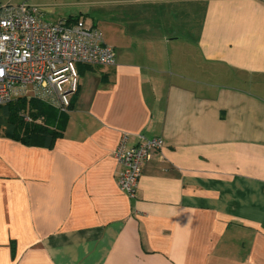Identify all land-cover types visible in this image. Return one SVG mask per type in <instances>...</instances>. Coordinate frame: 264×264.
Masks as SVG:
<instances>
[{
    "label": "crops",
    "instance_id": "0c3cea01",
    "mask_svg": "<svg viewBox=\"0 0 264 264\" xmlns=\"http://www.w3.org/2000/svg\"><path fill=\"white\" fill-rule=\"evenodd\" d=\"M69 17L114 63L77 66L50 147L0 124V264H264V0H85ZM123 135L162 140L133 198Z\"/></svg>",
    "mask_w": 264,
    "mask_h": 264
},
{
    "label": "built area",
    "instance_id": "2783aa9c",
    "mask_svg": "<svg viewBox=\"0 0 264 264\" xmlns=\"http://www.w3.org/2000/svg\"><path fill=\"white\" fill-rule=\"evenodd\" d=\"M114 56L100 31L80 19L49 22L36 7H0V106L33 99L65 112L78 87L77 66H110ZM126 142L123 135L113 153L120 166L116 184L133 198L142 166L162 140L138 136L133 145Z\"/></svg>",
    "mask_w": 264,
    "mask_h": 264
},
{
    "label": "trees",
    "instance_id": "16d2710c",
    "mask_svg": "<svg viewBox=\"0 0 264 264\" xmlns=\"http://www.w3.org/2000/svg\"><path fill=\"white\" fill-rule=\"evenodd\" d=\"M76 19L69 17L67 20L74 21ZM26 103H28L32 120L42 119L44 125L37 123L23 125L21 123L19 110L25 108ZM0 107L3 109V114L0 115V124L5 123L11 136L21 139L26 144L50 147L55 138L61 135L65 116L48 104L33 99L28 102L25 99H18Z\"/></svg>",
    "mask_w": 264,
    "mask_h": 264
},
{
    "label": "rangeland",
    "instance_id": "374dc122",
    "mask_svg": "<svg viewBox=\"0 0 264 264\" xmlns=\"http://www.w3.org/2000/svg\"><path fill=\"white\" fill-rule=\"evenodd\" d=\"M82 1L85 0H0V7L12 5L19 6L21 4L39 8L45 14V19L49 22H55L60 19H66L69 16H77L82 12ZM29 100H26L28 102ZM3 109L0 107V115L3 114ZM28 107L26 103L25 108L19 110V116L22 119L21 123L23 125H28L31 123H37L44 125L43 122L37 120H32ZM28 117L30 121L25 120L24 117Z\"/></svg>",
    "mask_w": 264,
    "mask_h": 264
}]
</instances>
